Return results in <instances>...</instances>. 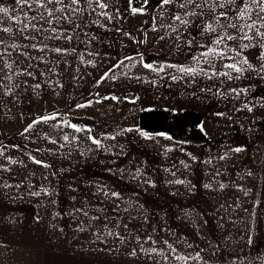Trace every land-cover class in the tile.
Segmentation results:
<instances>
[{
    "label": "crops",
    "instance_id": "0c3cea01",
    "mask_svg": "<svg viewBox=\"0 0 264 264\" xmlns=\"http://www.w3.org/2000/svg\"><path fill=\"white\" fill-rule=\"evenodd\" d=\"M199 3L202 8L190 4L179 9L170 4L155 12L147 3L146 10L135 14L131 11V0L125 3L119 0L109 12L114 17L110 21L82 4L86 10L80 13L55 12L54 16L60 19L54 22L36 4L28 13L15 0H0V5L9 9L8 15L0 13V22L25 18L35 23L27 37L28 54L30 58H39L37 63H48L47 57L53 55L56 59L51 64H55L64 57V54H49L48 42H58L62 49L75 48L74 53L66 54L70 57L65 77L70 81L69 94H74L75 88L79 95L77 104L92 101L83 108H77L76 104L75 113L71 108L68 110L67 119L73 120V124L92 129L91 133H75L78 139L72 142L79 150L60 152L59 157L46 153L37 158L49 167L36 163L33 179L23 177L16 163L11 169L8 167L18 174L5 177L15 185L7 191L13 192L11 205H4L0 198V211L5 206V211L11 213L15 231L21 226V232L34 234L30 238L42 248L52 241H72L58 243L55 248L113 258L117 264H184L174 259L177 254L192 259L191 255H206L198 260L188 259L187 264H242L239 260L234 262L232 257L254 253L253 240H260V224H264L257 214L260 202L264 201V179L261 182L258 166L243 165L254 160L259 164L261 159V127L264 129L261 43L264 41L259 37L238 43L225 41L228 47L224 44L220 47L226 55L237 60L246 58L251 68L239 74L238 80L222 75L209 79L214 72H230L233 77L238 74L225 67L234 62L232 59L215 58L214 67L203 59L194 60L205 51L202 45L212 42L213 34H202V26L212 22L218 33L235 34L231 27H222L234 21L220 17L219 13L227 12L228 17H233L234 12L229 9L239 6L241 0H236V5H229L226 0V9H216L219 23L209 21L208 7L204 1ZM47 7L56 8L54 4ZM193 11L198 15L184 17ZM201 12L203 16L199 15ZM173 13L189 23L173 20ZM77 24L79 27H74ZM65 35L73 37L69 44L63 38ZM62 39L64 46L60 43ZM33 44L35 48L30 47ZM243 44L252 46L239 47ZM237 48L239 56H236ZM51 49L55 48L51 45ZM141 58L143 63L164 66V71L144 68ZM167 65L204 69L207 75L193 77ZM172 76L177 79L173 80ZM233 88L247 91L237 95L231 91ZM112 96L118 99H110ZM245 105L252 107V111ZM155 110L164 114L166 128L173 117L185 111L198 113L203 142L178 141L166 129L157 133L141 129L140 114ZM60 116L63 120V114ZM128 128L151 134L163 149L149 151L137 131H122ZM116 129L120 133L118 137ZM88 135L100 139L101 145L93 144ZM80 145H87L89 150H80ZM237 147L243 150L233 151ZM16 181L27 189L26 195L17 194L15 188L21 186ZM32 183H37L34 190ZM36 192L39 195L32 194ZM112 192L119 193V197H113ZM109 231L112 235H108ZM137 236L141 241L151 237L143 244L147 252L141 251ZM195 240L205 241L203 247L209 246L213 251L190 253L189 249L197 246L190 241ZM236 240L248 241L247 247ZM164 241L174 246L175 253L170 252ZM90 242L98 248L90 246ZM133 249L136 254L130 255ZM152 249H163V254Z\"/></svg>",
    "mask_w": 264,
    "mask_h": 264
},
{
    "label": "rangeland",
    "instance_id": "374dc122",
    "mask_svg": "<svg viewBox=\"0 0 264 264\" xmlns=\"http://www.w3.org/2000/svg\"><path fill=\"white\" fill-rule=\"evenodd\" d=\"M118 1L106 0L109 5L107 11L111 12L113 7L116 8L115 3ZM200 1L203 2L204 0ZM224 1L226 0H218V3H224ZM125 2L126 0H123V3ZM29 3L32 4V7L27 10L22 8L24 12H32L35 3H32V0H29ZM147 3H150L149 9L155 12L158 8L159 0H147ZM211 3L212 0H209V4L206 5V7H208L207 9L211 7ZM131 4L132 8H143L144 10H146L145 7L147 8L144 0H131ZM57 6L58 5H55L56 8ZM94 6L95 5H93V7ZM226 6L227 5H225V7ZM216 9L224 10L226 8L217 7ZM135 14H140V12H135ZM55 21L57 20L54 19V22ZM28 23L29 22L25 18L16 21L4 20L0 22V27H8L11 29L9 33L0 31V39H3L5 42L4 45H0V51H4L6 48L3 63L12 65L11 70L4 68L3 72L11 74L12 72L27 69L33 73L32 76L13 75L11 80L3 81L5 85L11 87L12 92L11 94H4V91L0 90V147L3 148L4 152V155L0 156V164L6 165L11 169L12 164H9V161L6 159V157H10L12 160L16 161V164L20 167L23 177L33 179L35 178L36 168V163L33 158L37 160L39 157H44L46 153H54V155L59 157L60 152H75L79 149L77 145L72 142V135H75V133H73L70 127L64 125H61V127H53L54 124L60 123L61 116L59 120H49L36 124L29 132H24V129L37 117L55 113L63 114V120L70 121L67 119L68 110L71 108L73 113H75V105L77 104L79 95L75 88L72 90L74 94H69L71 90L67 85L70 81L65 78L70 60L68 55L64 54V57H61L55 64H51L56 59L53 55L47 57L50 64H48L49 62L45 64L37 63L36 61L39 58H30L28 54V38L26 39L25 37H27L28 31L33 29L31 25L35 23L30 22L29 27L24 32L20 31V29ZM260 41L264 40L260 39ZM64 42L65 41L62 39V42H60L62 46H64ZM263 43L264 42L261 43V46ZM12 45H17L18 47L13 48L11 47ZM51 45L53 48H57L60 44L58 42H48V47H50L48 49L49 54H52V52L53 54H57L55 51H52ZM8 53H10V55H8ZM25 81L27 83H25ZM35 84H40V87L33 88L32 86ZM60 107H62L61 111H59ZM70 122L73 123V120ZM139 127L141 128L140 125ZM196 128L201 131L200 122ZM115 133L116 137L120 135L117 129ZM64 134H69V141L66 142L63 140ZM138 134L137 132V135ZM170 135L174 139L177 138L174 136V133ZM52 140H55L56 143H52ZM143 140L146 142L145 146H147L149 151H160L163 149V147L159 145L160 142H156L154 138L148 139V141L143 138ZM260 140L261 159L259 160V164L255 160L250 161V163L245 161L243 166H258L261 169L260 178L262 182L264 179V129L262 127ZM80 150H89V147L87 145H80ZM24 169L27 170L25 171ZM17 174V171H5L0 169V198L3 200L4 205H11L13 192L9 193L7 191L15 185V183L6 180L5 177ZM17 184L21 186L15 188L17 194L26 195L27 189L22 186L20 182H17ZM32 184H34V188L32 189L34 190L37 183ZM2 185L10 186L5 187ZM260 205L261 206L257 209V214L262 217V221H264V201H261ZM5 210L6 207L4 206L0 211V264H117L113 258L69 253L70 251L55 248L58 243L64 242L67 244L72 241H52L46 248H42V246H38L39 244H37L34 239L30 238V236L33 237L34 234L21 232L19 230L21 226L15 231L12 224L11 213ZM259 237L260 240H253V248L251 249H253L252 251L254 253L250 256L232 257L233 261L239 260L242 264H264V224H260ZM190 242L197 245L194 249H189L190 253L193 251H213L209 246L203 247L205 241L195 240ZM235 242H237V244L243 242L245 248L248 244V241L236 240ZM89 245L98 248L92 242H90ZM224 245L225 242L223 246ZM197 247L203 248L197 249ZM191 256L194 257V259L190 258L192 260L201 259V256L206 257V255L200 254L198 259L195 258L197 255Z\"/></svg>",
    "mask_w": 264,
    "mask_h": 264
},
{
    "label": "snow or ice",
    "instance_id": "6c2138e0",
    "mask_svg": "<svg viewBox=\"0 0 264 264\" xmlns=\"http://www.w3.org/2000/svg\"><path fill=\"white\" fill-rule=\"evenodd\" d=\"M16 4L21 5V7H28L31 8L32 4L29 3V0H15ZM32 3H35L38 8H43L45 9V11L47 12V15L49 17H53V19H56L57 21L60 19L58 17L54 16L55 12H66L70 11L73 14L76 13H80L82 11H85L86 9L84 7H81L82 4L87 5L88 8H91V12L92 13H96L97 16H103L105 17L107 20H112L114 17L112 14H110L107 9L109 7L108 3L106 2V0H32ZM144 3L147 4V0H144ZM48 4H54V5H60V7L57 8H51L49 9L47 7ZM173 5L174 7H177L179 9H184L186 7H188V5H194L197 8H202L203 5H201L199 3V0H159V4H158V8L159 9H163L164 6L166 5ZM209 4V0H204V5ZM227 4L229 5H236V0H227ZM93 5H95L93 7ZM224 8L225 4L224 3H218V0H212L211 3V7L209 8V21H216L217 23H219L217 16H216V8ZM97 9H99L100 11H97ZM13 12H15V8L12 9ZM131 11L133 13L135 12H143L144 9L143 8H132ZM229 11H233L234 12V16L233 17H228L227 16V12H220L219 16L220 17H225L228 18L230 20H233L234 22H231L229 24L226 25H222L223 28H228L231 27L232 29H234L235 34H230V33H224V34H220L217 32V29L213 26L212 22H205L202 26V34L203 33H209V34H213L212 35V42L210 44L207 45H202V47L205 48V51H203L201 53L200 56L198 57H194V60H196L197 62H199L201 59H203V61L207 64H209L210 67H214V63L213 60L215 58H226V59H232L234 62L225 65V67L229 68L232 70V72L237 73L238 75H236L235 77L232 76V74L230 72H214L212 75H209L208 78L212 79L213 76H218V75H222V76H226L229 80L231 79H240V75L243 72L249 70L251 68V65L248 63V60L245 58L243 60H237L235 57H228L226 55V53L224 52L223 48H221L220 46L222 44H224V47H228L227 44H225V41H234V42H239V41H243V40H247V41H252L255 40L257 37H259L261 40H264V31H261L262 28H264V0H241V4L237 7L231 8L229 9ZM0 13L4 14V15H8L9 13V9L4 7L3 5H0ZM91 14V13H90ZM197 16L198 14L196 12H187L184 14V17L186 16ZM200 16H203L204 13L201 12L199 14ZM255 15V18H253V16ZM12 18V17H10ZM43 18V17H42ZM64 19L68 20L69 23H72V20L70 17L65 16L63 17ZM31 19H36V17H32ZM172 19L175 21H179L181 24L187 25L189 23V21L186 18H183L180 14H176L173 13L172 15ZM241 21L243 23H241ZM51 23V21H49ZM95 22V21H94ZM30 25V21L28 24H25L23 28L20 29L21 32H24ZM32 28H35L36 25H31ZM74 27H79V25H74ZM101 27H103V25H101ZM155 30V29H153ZM0 31L5 32V33H9L11 31L10 28L8 27H0ZM53 32H56V29H52ZM127 35V33H126ZM26 39L29 37H25ZM56 38H60V36H57ZM64 39L71 41L73 39L72 36L70 35H65L63 37ZM93 39H95V37H93ZM4 40L0 39V45H4ZM250 44H243L240 45L239 47L242 48H249ZM264 46V45H262ZM11 47L16 48L18 47L17 45H12ZM30 47L35 48L36 45H30ZM45 48L47 47L46 45L44 46ZM43 50V49H41ZM236 50V56L240 55V51L239 48L235 49ZM53 51H55L57 54H68L70 52L74 53L75 52V48L72 49H62V48H55L53 49ZM6 53V48L4 49V51H0V90L4 91V94H11L12 89L11 87H8L7 85H5L3 83L4 80H11L13 75H28V76H32L33 73L28 71L27 69L23 70V71H16V72H12L11 74H6L3 72L4 68H8V69H12V65L9 63H3L4 60V55ZM8 55H10V53H8ZM89 55H91V53H89ZM81 59H83V53L80 54ZM125 59H132L131 57H125ZM141 62H142V66L144 68H148L151 71L154 72H160V71H164V66L161 67H155L153 64L151 63H143V60L141 58ZM90 63V61H89ZM122 63V61H121ZM243 65H248V68H244ZM167 67H174L177 69V71H179L182 74L185 75H191L193 77H195L196 75H200V74H204L207 75V73L204 71V69H200L199 71H197L195 68L193 67H185V66H178V65H167ZM107 75V74H105ZM173 80L177 79L176 76H172L171 77ZM183 78V77H180ZM103 79V77H102ZM25 83H27L25 81ZM18 87V85H17ZM33 88H39L40 84H35L32 86ZM232 92H235L237 95H239L241 92H246V89H241V90H237V89H231ZM109 97H104V99H108ZM110 99L112 100H116L118 99L116 96H112L110 97ZM99 102V101H97ZM92 104V101L89 100L86 104H77L76 107L77 108H83V107H88ZM262 107H264V105H261ZM245 107L247 108L248 111H252V107H249L248 105H245ZM59 113H55V114H50L47 116H41V117H37L35 120L32 121V123H30L25 129L24 132H29L34 125L42 123V122H46L49 120H59L60 118ZM218 115H223V113H218ZM61 125L64 126H68L73 130V133H79V132H85V133H91L92 129L90 127H80L76 124L71 123L70 121L67 120H61L60 123L58 124H54L53 127H61ZM201 130H203V125H200ZM122 131H127V132H132V131H137L143 138L145 139H152V135L144 132L140 129H133V128H128V129H124ZM23 134V133H22ZM89 140H91V142L93 144H96L98 147L101 145V140L88 135L87 137ZM113 139L115 138L114 136L112 137ZM168 139H171L170 137H167ZM78 138L73 134L72 135V140L75 141ZM63 140L64 141H69V134H64L63 135ZM52 143H56L55 140L51 141ZM243 149L240 147H237L235 149H233V151L236 152H240ZM4 152H3V148L0 147V156H3ZM224 157H221V159H223ZM6 159L9 161V164H13L16 163V161L12 160L10 157H6ZM34 162L37 164H42L44 167H49V165L44 164L43 161H39V160H35V158H33ZM0 169L7 171L8 167L6 165L0 164ZM251 175V173H249ZM177 183H182V181H176ZM2 186H10V185H2ZM205 187H209V185H205ZM224 187V185H221V188ZM33 195H39L38 192L36 193H32ZM107 195V193H105ZM111 195L113 197H119V193L116 192H112ZM85 215H87V213H85ZM254 215V213H253ZM98 218V217H97ZM105 227H107V225H105ZM125 227H127L125 225ZM251 230V229H250ZM108 235H112V232L109 231ZM118 235V234H117ZM137 242H139L141 244V251L147 252L146 249L143 248V244L148 242V240H151V237H148L147 239H145L144 241H141L140 237L137 236L136 237ZM152 243H156L155 241H152ZM164 243L167 245L168 249L170 250V252L175 253V248L172 244H169L167 241H164ZM249 243H251V237H249ZM153 252H156L157 254H163V249H152ZM136 254V250L133 249L132 252L130 253V255H135ZM168 257L165 256V259H167ZM191 257H187V256H182V255H175L174 259L176 260H182L184 261V264H187V260L190 259ZM195 258H199V254H197V256Z\"/></svg>",
    "mask_w": 264,
    "mask_h": 264
},
{
    "label": "trees",
    "instance_id": "16d2710c",
    "mask_svg": "<svg viewBox=\"0 0 264 264\" xmlns=\"http://www.w3.org/2000/svg\"><path fill=\"white\" fill-rule=\"evenodd\" d=\"M180 118H185V120L179 122ZM199 122L200 116L198 113L194 111H185L176 116L172 123L165 129L167 131L169 130L170 134L174 133V136L179 135L181 136V139H186L190 142H196L199 144L203 142V134L198 128H196Z\"/></svg>",
    "mask_w": 264,
    "mask_h": 264
},
{
    "label": "water",
    "instance_id": "95a60500",
    "mask_svg": "<svg viewBox=\"0 0 264 264\" xmlns=\"http://www.w3.org/2000/svg\"><path fill=\"white\" fill-rule=\"evenodd\" d=\"M176 117V116H175ZM173 117V119L175 118ZM185 118H180L179 122L184 121ZM165 116L161 111H143L139 116V125L141 129L148 131L150 133L162 132L165 130ZM175 139L179 141H188L186 139H181V136L176 135ZM204 140V139H203ZM190 142V141H188ZM197 144L196 142H191ZM200 144V143H199Z\"/></svg>",
    "mask_w": 264,
    "mask_h": 264
}]
</instances>
